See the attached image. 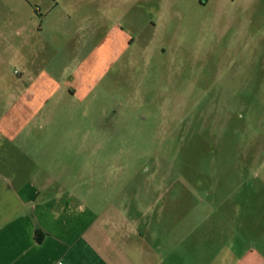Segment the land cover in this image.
I'll return each instance as SVG.
<instances>
[{
    "label": "rangeland",
    "instance_id": "1",
    "mask_svg": "<svg viewBox=\"0 0 264 264\" xmlns=\"http://www.w3.org/2000/svg\"><path fill=\"white\" fill-rule=\"evenodd\" d=\"M2 1L26 75L61 87L49 138L91 161L62 164L66 186L199 251L264 238V0H5L21 19Z\"/></svg>",
    "mask_w": 264,
    "mask_h": 264
},
{
    "label": "crops",
    "instance_id": "2",
    "mask_svg": "<svg viewBox=\"0 0 264 264\" xmlns=\"http://www.w3.org/2000/svg\"><path fill=\"white\" fill-rule=\"evenodd\" d=\"M4 6L10 9L7 16L21 19L12 4ZM2 19L0 264H264V238L258 233L254 244L250 221L245 251L237 250L232 236L227 251L216 245L204 252L186 238L173 241L155 234L157 224L143 216L149 209L104 205L92 199L101 196L99 190L66 186L75 178L61 175L62 164L80 162L87 170L91 161L77 154V142L49 138L58 111L46 105L53 104L61 87L54 77L26 75L30 65L23 27L17 22L12 30ZM70 92L76 98L77 91Z\"/></svg>",
    "mask_w": 264,
    "mask_h": 264
},
{
    "label": "flooded vegetation",
    "instance_id": "3",
    "mask_svg": "<svg viewBox=\"0 0 264 264\" xmlns=\"http://www.w3.org/2000/svg\"><path fill=\"white\" fill-rule=\"evenodd\" d=\"M211 0H206L205 2L204 1H199L200 3H201V5L202 6H208V4H209V2H210ZM155 4V3H154ZM152 7H154L153 9L156 11V6H154V5H152ZM228 13V15L230 16V15H235V13L234 12H231V11H229V12H227ZM222 14L224 15V14H226V12H222ZM234 61V60H233Z\"/></svg>",
    "mask_w": 264,
    "mask_h": 264
}]
</instances>
